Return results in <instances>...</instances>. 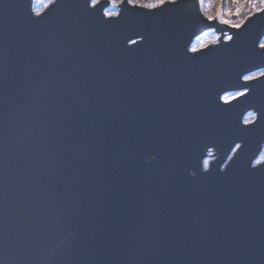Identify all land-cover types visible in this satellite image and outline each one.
<instances>
[{"label":"water","instance_id":"water-1","mask_svg":"<svg viewBox=\"0 0 264 264\" xmlns=\"http://www.w3.org/2000/svg\"><path fill=\"white\" fill-rule=\"evenodd\" d=\"M34 4L0 0V264H264V121L227 175L231 137L203 169L217 105L232 128L264 106V86L217 96L264 71V20L204 55L197 0L112 21L108 0Z\"/></svg>","mask_w":264,"mask_h":264},{"label":"snow or ice","instance_id":"snow-or-ice-1","mask_svg":"<svg viewBox=\"0 0 264 264\" xmlns=\"http://www.w3.org/2000/svg\"><path fill=\"white\" fill-rule=\"evenodd\" d=\"M197 3L200 8L203 9V11L198 10L196 20L201 24H205L209 31L215 33L216 28L214 25L220 20H222L223 24L226 25L227 28L233 29L235 31L228 32L227 29H221L220 31L223 33V37L221 35H215L211 40H200L198 46L191 44V46L187 48V51L193 54L203 53L204 55H209L211 52L230 51L235 46L234 37H238L240 35V30L245 28L249 20H253V22L256 20H264V0H231L232 4H242L253 14L252 16H249L245 19H241L238 23L234 22L232 19H223L222 8L224 0H208L206 6V0H197ZM213 3L220 5V9H218L214 14H212ZM119 4L121 6L123 5L127 7L130 12L137 13L138 15L146 13L148 16H156L158 14L167 13L174 9H182L185 6L183 4V0H155V2L150 5H145L143 0H120ZM98 5H101V0H88V7L90 9H96ZM40 14L41 13L39 12L36 13L37 16ZM228 15L229 17L233 15L239 16L240 13L239 11L235 14L229 12ZM113 16L118 20L120 13H114ZM104 17L108 21L113 20L112 16L107 14H105ZM196 38L199 39V37ZM136 42V40L132 41L133 44ZM259 48L264 49V43L259 44ZM242 79L245 87H243L241 91L235 93L234 95L227 92V85L220 87L219 92H217L218 101L223 104H233L234 101L239 100L241 97H248L249 101H251L253 97L249 96L250 88L253 90L254 95L256 89L264 86V72L260 73V79L262 82L259 85L251 84L253 80L257 79V77L252 74L243 75ZM233 107H235L234 104ZM228 111H230V109L222 108L219 106V104L217 105L216 117L210 130L208 131L209 139L204 143V148L207 149V155L212 156L213 148L210 147L209 144L215 146L222 138L231 137L229 148L224 152L225 162L219 166V172L223 175H227V172L224 171V169L229 168V164L227 162L233 161V157H235L237 160L242 154H244L242 146L243 148L247 147L249 138L256 134V130L261 127V122L264 121V106H262L257 110L259 113L258 117L253 112H249L248 116L250 119H245L243 121V127L232 128L225 115ZM257 119H259V123H256ZM252 124H256V126L251 127L250 125ZM238 152L240 155H237ZM261 161H264V154H261L259 159H257L255 163L252 164V168H255L257 164L261 163ZM209 165V160L203 159V169L205 172L209 171ZM249 170L251 171L252 169L250 168ZM187 171L192 179L198 178L195 169H188Z\"/></svg>","mask_w":264,"mask_h":264},{"label":"rangeland","instance_id":"rangeland-1","mask_svg":"<svg viewBox=\"0 0 264 264\" xmlns=\"http://www.w3.org/2000/svg\"><path fill=\"white\" fill-rule=\"evenodd\" d=\"M55 1V0H54ZM105 0H101V3H103ZM37 2V3H36ZM108 2L110 3L107 10H106V14L109 16H113L114 13L117 12H121V5L119 3H116V0H108ZM155 0H143V3L145 5H150L152 3H154ZM53 0H35V4H34V12L36 13H44L52 4H53ZM208 0H206L205 6L207 5ZM218 9H220V5L213 3L212 6V14H214ZM201 11H203V9L201 8ZM239 11L240 15H233L231 17H229L228 13L232 12V13H237ZM222 12H223V19H232L234 22H239L241 19H245L251 15H253L248 8H246L244 5H235L231 3V0H224V4H223V8H222ZM40 14V15H41ZM222 21V20H221ZM221 25H224L223 22L219 23ZM226 25H224L225 27ZM215 35H221L222 34H218V33H213L211 31L207 32L206 34H204L203 36H201L198 40H195L196 45L198 46L200 43V40H211L214 38ZM264 43V40L263 42ZM264 71L258 72L253 74L254 76H256L258 79L260 77V73H262ZM235 93H232V95H234ZM246 119H250L249 116L246 117ZM264 154V152L262 153ZM208 160L210 162L209 167L211 166V163L215 161L214 156H208Z\"/></svg>","mask_w":264,"mask_h":264},{"label":"bare ground","instance_id":"bare-ground-1","mask_svg":"<svg viewBox=\"0 0 264 264\" xmlns=\"http://www.w3.org/2000/svg\"><path fill=\"white\" fill-rule=\"evenodd\" d=\"M36 3H37V2H36ZM218 23H222V21L220 20V21H218ZM197 40H198V39H197ZM195 42H196V41H195ZM195 42H194V44L196 45L197 42H196V43H195Z\"/></svg>","mask_w":264,"mask_h":264},{"label":"clouds","instance_id":"clouds-1","mask_svg":"<svg viewBox=\"0 0 264 264\" xmlns=\"http://www.w3.org/2000/svg\"><path fill=\"white\" fill-rule=\"evenodd\" d=\"M116 3H120V0H116Z\"/></svg>","mask_w":264,"mask_h":264}]
</instances>
